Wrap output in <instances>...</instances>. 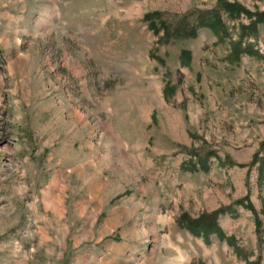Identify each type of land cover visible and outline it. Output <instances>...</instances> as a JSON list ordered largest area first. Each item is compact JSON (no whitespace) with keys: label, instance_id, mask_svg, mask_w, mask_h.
<instances>
[{"label":"rangeland","instance_id":"obj_1","mask_svg":"<svg viewBox=\"0 0 264 264\" xmlns=\"http://www.w3.org/2000/svg\"><path fill=\"white\" fill-rule=\"evenodd\" d=\"M225 2L264 13L0 0V264H264V27ZM216 213L235 246L180 226Z\"/></svg>","mask_w":264,"mask_h":264},{"label":"trees","instance_id":"obj_2","mask_svg":"<svg viewBox=\"0 0 264 264\" xmlns=\"http://www.w3.org/2000/svg\"><path fill=\"white\" fill-rule=\"evenodd\" d=\"M223 5L220 8L228 14L231 18L240 17L242 15L247 16L250 20V24L248 26H242L244 32H249L252 35L258 33L259 26L264 27V13L262 14H251V12L244 9L239 4L234 3H222ZM148 20H150V28L156 34L160 33V30H164L165 34H168L169 29L167 26L162 23L161 28H157L154 23V19H158L160 16L158 13H153V15L146 16ZM198 24L200 28L209 29L215 36H217L220 40H225L224 37L228 35V31L226 26L223 23L222 14L218 11H211L207 16L200 17L198 20ZM192 36H196L194 28L191 31ZM168 37V36H166ZM163 40V39H162ZM258 53L254 51L253 47L250 45L244 46L242 45V41L238 43H231V54L230 60L231 62H236L241 59L243 55L256 56ZM190 58V53L183 52L181 54V59L183 64L185 65L186 59ZM264 166V161H263ZM220 213L205 215L203 218L193 220L187 214H184L180 221V226L182 228H187L195 235H204L205 239H209V236L217 235L218 239L222 241H227L229 245H234V238L227 237L226 233L220 228L218 225V215Z\"/></svg>","mask_w":264,"mask_h":264}]
</instances>
